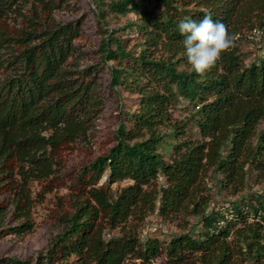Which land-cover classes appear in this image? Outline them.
<instances>
[{
  "label": "trees",
  "instance_id": "1",
  "mask_svg": "<svg viewBox=\"0 0 264 264\" xmlns=\"http://www.w3.org/2000/svg\"><path fill=\"white\" fill-rule=\"evenodd\" d=\"M61 3L0 0V241L34 232L38 198L67 185L72 196L45 253L0 264H264V225L250 221L264 212V188L211 208L213 192L238 195L253 176L264 183V59L247 64L239 47L246 31H264V0H95L102 64L82 70L72 61L83 23L56 22ZM207 13L239 40L201 76L178 26ZM110 15L137 20L110 30ZM127 30L141 40L137 54L120 38ZM112 61L110 87L133 97L135 110L121 104L107 153L61 174L102 112L98 78ZM178 106L184 120L173 118ZM155 213L195 217L202 228L169 241L141 237Z\"/></svg>",
  "mask_w": 264,
  "mask_h": 264
},
{
  "label": "rangeland",
  "instance_id": "2",
  "mask_svg": "<svg viewBox=\"0 0 264 264\" xmlns=\"http://www.w3.org/2000/svg\"><path fill=\"white\" fill-rule=\"evenodd\" d=\"M62 7L56 10L53 14L56 22L67 24L75 22L82 24V37L75 42L77 53L72 61L77 65L78 70L88 67L98 66L101 63L100 50L102 38L104 36V23L98 24L95 0H61ZM157 12V10H156ZM135 15L126 17L108 16V28L116 30L125 28L129 22H135ZM120 38L127 40V49L134 54L140 51V38L136 31H122L119 33ZM250 31H246L243 40L239 41V47L245 59V63L249 64L257 58L264 59V35L253 37ZM71 62V63H72ZM102 64V63H101ZM114 62H108L102 66L103 72L98 78L99 92L103 95L104 107L98 119L95 122L94 128L91 130L89 140L87 142H79L75 149L65 156V167L61 174L77 173L79 169L92 163L99 156L107 153L114 145L113 139L119 125V108L121 104L127 110H135L133 108V97L121 92L120 95L112 91L110 87L111 75L109 67L113 66ZM120 98V99H119ZM122 105V106H123ZM172 115L175 120H184L186 113L182 106L172 109ZM264 126V125H263ZM106 177L100 183V186L105 185ZM164 182L163 179L160 180ZM128 182L119 183L113 186V189H120L126 186ZM69 185L58 188L52 193L46 195L45 199L36 204L32 219L35 222V230L33 233L24 236H8L0 241V261L5 258H16L20 260H31L35 262L40 253H45V250L62 231L63 226L59 222V216L62 212L69 210L68 204L71 201V191ZM264 188V183H258L253 176L248 186L242 193L231 195L228 192L211 194V208H227L231 207L233 202L242 201L244 198H249L250 194L258 192ZM41 186L34 185V193L37 194ZM67 204V206H66ZM197 218H183L171 222L163 221L158 213L150 215L146 223L140 228V236L148 238H156L161 241H169L172 236L183 232H190L194 235L199 234L202 225L198 223ZM9 215L6 219L5 226L12 222ZM110 233V232H109ZM119 230L113 231L109 236H119ZM157 262L161 263L162 260Z\"/></svg>",
  "mask_w": 264,
  "mask_h": 264
},
{
  "label": "clouds",
  "instance_id": "3",
  "mask_svg": "<svg viewBox=\"0 0 264 264\" xmlns=\"http://www.w3.org/2000/svg\"><path fill=\"white\" fill-rule=\"evenodd\" d=\"M178 28L184 36L187 61L195 73L201 76L216 66L223 54L238 46L239 34L230 32L225 23L215 21L211 13L198 22L185 18L180 21ZM255 35L261 36L264 32L256 29Z\"/></svg>",
  "mask_w": 264,
  "mask_h": 264
},
{
  "label": "built area",
  "instance_id": "4",
  "mask_svg": "<svg viewBox=\"0 0 264 264\" xmlns=\"http://www.w3.org/2000/svg\"><path fill=\"white\" fill-rule=\"evenodd\" d=\"M255 30H256V29H255ZM255 30L252 31V35H251L252 38H253V37H260V36L255 35ZM261 32H264V31H261ZM250 221H251V222H252V221H256V222H258V223L264 225V212L260 211V212L257 214V217H254V219H251Z\"/></svg>",
  "mask_w": 264,
  "mask_h": 264
}]
</instances>
